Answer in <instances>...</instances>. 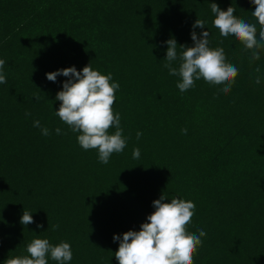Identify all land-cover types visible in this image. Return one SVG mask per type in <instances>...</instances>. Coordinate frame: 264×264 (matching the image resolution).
Returning a JSON list of instances; mask_svg holds the SVG:
<instances>
[{"label": "trees", "instance_id": "1", "mask_svg": "<svg viewBox=\"0 0 264 264\" xmlns=\"http://www.w3.org/2000/svg\"><path fill=\"white\" fill-rule=\"evenodd\" d=\"M212 3L255 23L250 0H0V264L36 238L69 243V264H117L113 236L139 231L161 195L195 204L188 231L206 236L194 264H264V49L251 62L234 37H220ZM196 19L205 29H193ZM192 31H208L209 47L237 67L229 93L202 79L181 93L168 74L165 42L175 39L179 54ZM89 64L119 84L113 111L126 147L107 164L55 115L70 77L46 79ZM23 211L33 223H20Z\"/></svg>", "mask_w": 264, "mask_h": 264}, {"label": "clouds", "instance_id": "2", "mask_svg": "<svg viewBox=\"0 0 264 264\" xmlns=\"http://www.w3.org/2000/svg\"><path fill=\"white\" fill-rule=\"evenodd\" d=\"M250 2L255 6V11L251 13L255 23L237 18L232 6L221 10L216 3H212L210 8L215 15L212 25L220 37H234L243 50L250 53L251 62H255L260 60L261 50L264 49V0ZM205 23L202 19H196L192 27L205 29ZM191 40L193 46L181 45L179 54L175 39L170 38L165 42L167 51L164 67L170 76L179 78L176 87L184 93L195 86V81L202 79L224 94L229 93L238 76L237 67L226 62L222 47H209L208 31L201 32L199 37L192 31ZM175 61H179L178 67L173 66ZM5 63V60L0 59V70ZM253 71L256 73L254 82L258 85L261 82V69L256 67ZM58 76L70 79L63 83L62 90L56 94L55 99L60 104L55 115L73 133H79L76 139L80 148L85 151L97 150L99 162L107 164L113 153H121L126 147L120 116L113 111L119 84L112 82L111 73L102 75L93 70L90 64L80 72L69 67L48 73L46 79L54 83ZM6 82L5 75L0 71V84ZM25 115L31 113L26 112ZM33 127L41 128L39 120L33 121ZM112 128H115V132L109 134ZM181 131L187 134L186 128ZM55 132L60 135L61 129L56 128ZM41 134L49 135V129L41 128ZM136 135L139 140L142 133L137 132ZM132 155L138 159L140 150L133 149ZM165 201L161 195L152 202L154 212L147 216V222L140 225L139 231L130 230L123 233L122 237L113 236L114 242L119 241L118 250L114 253L117 264H194V256L202 246V238L206 236L202 229L198 235L188 231L195 204L175 198L170 202ZM33 222L32 215L23 211L20 223L26 226ZM40 227L37 225V228ZM56 228L58 225L52 226V230ZM26 252L27 255L9 258L4 264H48L49 258L56 264H69L72 260L71 245L67 242L53 246L48 239L36 238L27 245Z\"/></svg>", "mask_w": 264, "mask_h": 264}]
</instances>
